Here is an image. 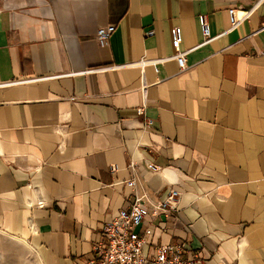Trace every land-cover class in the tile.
Wrapping results in <instances>:
<instances>
[{
  "label": "crops",
  "instance_id": "crops-1",
  "mask_svg": "<svg viewBox=\"0 0 264 264\" xmlns=\"http://www.w3.org/2000/svg\"><path fill=\"white\" fill-rule=\"evenodd\" d=\"M257 2L0 0V230L43 264H94L107 222L136 196L149 206L174 189L177 208L138 229L152 230L146 253L184 245L208 264H264ZM231 9L246 17L234 29ZM200 16L216 37L203 46Z\"/></svg>",
  "mask_w": 264,
  "mask_h": 264
},
{
  "label": "built area",
  "instance_id": "built-area-1",
  "mask_svg": "<svg viewBox=\"0 0 264 264\" xmlns=\"http://www.w3.org/2000/svg\"><path fill=\"white\" fill-rule=\"evenodd\" d=\"M257 6H264V0H258ZM237 9L229 11L232 23V29L237 28L245 20L239 19L236 16ZM199 22L204 37V42L201 44L207 45L216 37H212L211 28L206 16H200ZM116 26L111 25L107 28L99 29L96 39L101 47H106L109 44L110 37L115 32ZM154 33H148L152 36ZM173 48L175 54L174 59L177 60L181 70L187 69V55L190 51H182L181 44L183 41L182 29L176 27L172 31ZM166 59L159 60L160 62ZM148 61H141L139 66L144 67ZM31 80H19L10 83L21 84ZM8 86L2 84L0 87ZM139 114L143 113V109L138 110ZM117 167H111L112 172H116ZM127 185L133 189L137 187L135 179L130 180ZM180 194L177 190L171 189L167 198L157 203H150L149 206L144 202L142 197H135L134 202L129 208L121 210L118 216L110 222H107L103 227V238L95 245L94 251L97 258L94 264H208L199 255L193 254L189 258L185 255L190 254L184 245H164L157 246L146 253L148 237L152 234L151 229H146L143 234L138 232L145 219L151 215L157 217L162 213L173 211L178 206Z\"/></svg>",
  "mask_w": 264,
  "mask_h": 264
},
{
  "label": "rangeland",
  "instance_id": "rangeland-1",
  "mask_svg": "<svg viewBox=\"0 0 264 264\" xmlns=\"http://www.w3.org/2000/svg\"><path fill=\"white\" fill-rule=\"evenodd\" d=\"M22 240L0 230V264H43L38 251Z\"/></svg>",
  "mask_w": 264,
  "mask_h": 264
}]
</instances>
